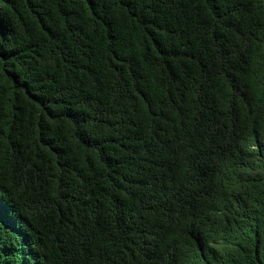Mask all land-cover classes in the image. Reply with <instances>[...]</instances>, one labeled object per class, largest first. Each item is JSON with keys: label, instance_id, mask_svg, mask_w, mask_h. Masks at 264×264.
I'll use <instances>...</instances> for the list:
<instances>
[{"label": "trees", "instance_id": "1", "mask_svg": "<svg viewBox=\"0 0 264 264\" xmlns=\"http://www.w3.org/2000/svg\"><path fill=\"white\" fill-rule=\"evenodd\" d=\"M0 264H264V0H0Z\"/></svg>", "mask_w": 264, "mask_h": 264}]
</instances>
